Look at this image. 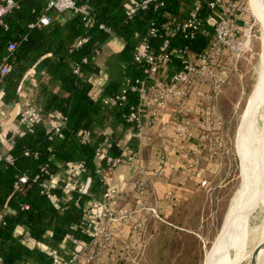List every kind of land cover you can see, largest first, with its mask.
<instances>
[{
    "label": "built area",
    "instance_id": "obj_1",
    "mask_svg": "<svg viewBox=\"0 0 264 264\" xmlns=\"http://www.w3.org/2000/svg\"><path fill=\"white\" fill-rule=\"evenodd\" d=\"M46 5L37 19L29 24L30 28L49 26L53 21V13L61 15L79 14L87 27L94 24V15L88 4H77L76 0H45ZM153 4L165 5V0H136L126 9L128 19L133 18L139 11L148 10ZM21 6V0H0V24L5 25V18ZM207 9L209 16L203 15ZM246 10L244 0H193L192 5L179 14L167 13L163 19H152L147 31L138 38V46L134 52V60L142 69L141 77H125L120 84L119 91L113 96H105L103 102L107 106L115 103H124L130 92H136L139 100L131 107L130 112L123 118L129 128L131 138L141 140L140 146L134 151L122 153L118 156L109 154V147L121 141L113 132L105 133L103 139L95 147L96 172L100 176L102 187L99 193L94 194L89 204L84 208V216L79 224H73L71 229L81 226L89 240H83L74 235L69 236V244L65 257L54 248L48 253L53 264H114L127 260L128 255L141 250L143 235L147 228L148 213L153 211L155 216L162 219L157 208L147 205L150 193L148 182L142 172L146 168L142 163L141 154L143 143L152 140L151 130L159 122H170L163 127L166 132L173 125L169 138L177 139L188 137V128L193 126L194 118L188 117L191 111V100L194 94L208 91L212 98V90L227 79V66L221 62L230 54V49L237 56L240 55L243 41L240 37L238 24L239 14ZM214 26V39L201 51L191 47L192 42L200 33L206 32V21ZM100 27L112 33L111 28L105 24ZM159 39L158 43H154ZM88 40V36L81 37L76 46H81ZM18 47L17 41H10L7 45V55L0 60V89H4L6 78L12 72L13 52ZM178 61L175 65L174 58ZM89 59L84 57L74 66V72L80 77L85 76L83 64ZM216 66L220 69V78L216 86L213 85V76ZM201 91V92H200ZM182 119L183 125L178 122ZM42 121L41 110L33 104L24 105L18 115V124L10 132L5 145L9 149L15 142L18 134L33 133ZM67 116L58 117L55 125L48 126L47 133L50 138L60 135L66 128ZM186 127V129H184ZM191 134V133H189ZM95 134L90 129H81L76 133L80 144H90L95 140ZM0 154V157L14 163V157L9 150ZM30 150L25 154L30 155ZM166 154V153H165ZM157 172L162 174L165 161H162ZM123 164H129L132 174L117 184H108L104 176V166L117 169ZM166 165V164H165ZM71 175L72 184L63 187V194L59 198L58 208L64 211L66 198L72 194L88 195L92 185V176L86 175V161L81 159L67 165ZM130 170V171H131ZM43 175L47 178L40 183L41 193L50 199L54 198L53 180L56 174L52 173L49 165L41 167ZM158 174V175H159ZM40 175L35 176L37 180ZM28 181V175L22 174L16 182V187ZM134 198V204H131ZM9 214L8 208L0 210V225L5 223ZM30 232L26 228L22 240L28 242ZM0 264H10L0 254Z\"/></svg>",
    "mask_w": 264,
    "mask_h": 264
},
{
    "label": "trees",
    "instance_id": "obj_2",
    "mask_svg": "<svg viewBox=\"0 0 264 264\" xmlns=\"http://www.w3.org/2000/svg\"><path fill=\"white\" fill-rule=\"evenodd\" d=\"M136 0H76L77 4H88L94 15V24L87 27L79 14L64 15V21H53L45 27L30 28L29 24L37 19L43 11L45 0H21V6L5 18V25L0 24V60L7 55V45L17 41L18 47L13 52L12 72L8 82L14 83L28 69L38 62L39 67L51 76L48 83L42 84L35 96V101L41 110L42 121L33 133L18 134L10 147L9 153L14 157L10 164L5 157H0V210L8 208L9 214L5 223L0 225V254L5 261L16 264L20 259L37 264H53L48 249L45 250L36 243H45L52 248L69 244V236L74 235L83 240H89L81 226L71 229L73 224H79L84 216V208L90 198L100 192L102 182L96 172L95 147L104 137L103 129L108 120L125 123L123 116L136 105L139 95L130 92L127 100L120 104L107 106L103 102L105 96L115 95L120 88L121 78L141 77V66L134 60V52L139 44L138 38L147 31L148 23L155 19H163L167 13L179 14L187 10L193 0H165V5L153 4L148 10L139 11L128 19L126 9ZM203 15L210 14L207 9ZM105 24L112 33L100 27ZM114 35L124 40V46L116 60H123L125 66L117 63L118 75L104 85L103 97L94 99L91 96L93 81L90 73L97 72L94 58ZM88 36L81 46L77 41ZM214 39V26L206 21V32L200 33L192 42L195 51H201ZM159 39L154 43H158ZM84 57L89 59L83 64L85 76L80 77L74 72L76 63ZM175 65L177 57L174 58ZM59 88L56 90L55 86ZM67 116V126L60 135L50 138L47 133L46 117ZM81 129H90L95 134V140L90 144H80L76 133ZM11 134L9 132L8 136ZM122 138V135H117ZM30 150V155L25 151ZM109 154L118 156L123 153L118 143H113ZM86 161V175L92 176V185L88 195L72 194L66 198L64 211L58 208L59 198L64 196L63 187L72 184L70 177L55 179L53 182L54 198L50 199L41 193L40 183L47 178L41 167L49 165L52 173L57 174L62 167L78 160ZM114 170L104 166L103 173L108 184ZM28 175V181L16 187L19 177ZM40 177L35 180V176ZM18 225H24L30 232L29 243L14 236ZM188 242V238L186 239Z\"/></svg>",
    "mask_w": 264,
    "mask_h": 264
},
{
    "label": "rangeland",
    "instance_id": "obj_3",
    "mask_svg": "<svg viewBox=\"0 0 264 264\" xmlns=\"http://www.w3.org/2000/svg\"><path fill=\"white\" fill-rule=\"evenodd\" d=\"M244 5L246 10L238 17L243 41L240 55L228 48L230 54L221 60L227 66V79L217 91L212 90V98L207 90L192 96L191 134L176 140L165 138L166 154L142 152V160L155 162V167L148 164L142 172L150 190L147 205L157 208L162 219L150 211L141 250L114 264H213L222 250L224 228L242 211L246 171L242 121L264 75V28L247 44L249 35L254 38L258 29L251 28L249 1L244 0ZM262 6L264 10V2ZM219 78L216 66L214 86ZM29 104L38 106L35 97ZM179 124L183 125L181 118ZM247 143L250 205L247 217L232 227L221 264H264V96L256 104ZM140 145L137 142L136 148ZM163 160L162 174L156 173Z\"/></svg>",
    "mask_w": 264,
    "mask_h": 264
},
{
    "label": "crops",
    "instance_id": "obj_4",
    "mask_svg": "<svg viewBox=\"0 0 264 264\" xmlns=\"http://www.w3.org/2000/svg\"><path fill=\"white\" fill-rule=\"evenodd\" d=\"M64 19V15L56 12L53 13V21L63 22ZM123 46L124 40L119 36L114 35L108 42L103 45L102 49L96 54L94 61L96 64L95 66L98 68V71L90 73V78L93 81L91 96L94 99L103 97L104 85L118 75V71L116 69L117 63H119L122 67L125 66V62L123 60L120 59L119 62L116 60L117 55L123 48ZM8 77L5 80L4 89H0V154H3L8 149L5 145V141L8 137L9 132L18 124V115L20 109L24 105L32 103L39 87L51 80V76L47 74L44 69L39 67L38 62L31 66L22 77L16 80V82L14 81V83L10 84L8 82ZM124 78V76L121 78V82ZM58 88L59 86L57 84L55 86V89L57 90ZM44 122L48 126H51L57 124L58 119L56 117H46L44 119ZM169 123L170 122H159L155 125V127L150 132V134L152 135V140L143 143V154H165L164 151L169 152V148L164 146V140L169 136H166L167 132L165 130H162L163 127H167ZM97 130L101 131V133L104 134L108 132L120 133L118 135H122V139L119 142V145L121 146L123 153L136 150L137 142H140L139 139L137 141V138H131L132 136L128 134L129 128L127 124L121 122L119 123L118 121L112 122V120H108L102 130L100 128H98ZM151 161L152 160L148 162L146 161V159L142 160V163L144 164L146 170V166L148 164H150L152 167H155V162L151 163ZM130 170L131 168L129 164H123L119 166L117 169H115L110 179L111 183L117 184L120 180L125 179L127 176H129ZM60 171L56 174L53 182L56 178L66 179L71 175V172L67 165L65 167H62ZM65 173L66 176L63 177L62 174ZM25 229L26 227L24 225H18L16 227V230L14 231V236L22 240ZM29 242L30 241L25 243ZM36 244L37 246L45 250L52 248L45 243L39 242ZM56 250L62 257L66 256L67 248L63 245L60 244V246L57 247ZM16 264L37 263L27 261L25 259H20Z\"/></svg>",
    "mask_w": 264,
    "mask_h": 264
},
{
    "label": "bare ground",
    "instance_id": "obj_5",
    "mask_svg": "<svg viewBox=\"0 0 264 264\" xmlns=\"http://www.w3.org/2000/svg\"><path fill=\"white\" fill-rule=\"evenodd\" d=\"M248 1H249V6H250V11H251L252 16H253V22H252L251 28L256 27L258 29L256 34L254 35V38H252V36L249 35V38L247 40V44L251 45L253 40L255 38H258L259 33L264 28V10H263V6H262V3L264 2V0H248ZM263 96H264V75L262 78H260L258 80V84L256 86L254 95L249 102L248 108H247L246 113L244 115V119L242 121V132L244 133L243 134L244 155H245V159H246L245 183H244V187H242L243 193H244L243 194L244 195V197H243L244 198V200H243L244 206L242 207L243 209L240 212V214L236 217L234 222H232L231 226L224 228V235H223V240H222V250H221L220 254L218 255V257L216 258V260L214 261L213 264H221L222 263V261L225 257V254H226L227 247H228V238H229V235L231 234L232 227L234 225L240 223L242 220H244L247 217L245 214H247V208L250 205V178H251V176H250V165L248 162L249 154H248L247 140H248V134H249V130L251 127V120H252V116L254 115V112H255L256 104L258 102L259 97L262 98ZM263 239H264V237H263ZM262 246L264 248V241H263ZM262 250H264V249H262Z\"/></svg>",
    "mask_w": 264,
    "mask_h": 264
}]
</instances>
